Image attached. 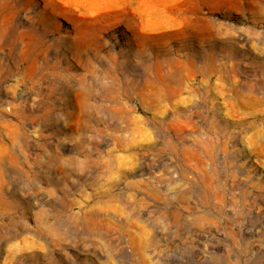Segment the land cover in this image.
<instances>
[{
    "label": "rangeland",
    "instance_id": "374dc122",
    "mask_svg": "<svg viewBox=\"0 0 264 264\" xmlns=\"http://www.w3.org/2000/svg\"><path fill=\"white\" fill-rule=\"evenodd\" d=\"M0 264H264V0H0Z\"/></svg>",
    "mask_w": 264,
    "mask_h": 264
},
{
    "label": "bare ground",
    "instance_id": "6f19581e",
    "mask_svg": "<svg viewBox=\"0 0 264 264\" xmlns=\"http://www.w3.org/2000/svg\"><path fill=\"white\" fill-rule=\"evenodd\" d=\"M3 36V35H2ZM4 41V40H3ZM8 45V44H7Z\"/></svg>",
    "mask_w": 264,
    "mask_h": 264
}]
</instances>
